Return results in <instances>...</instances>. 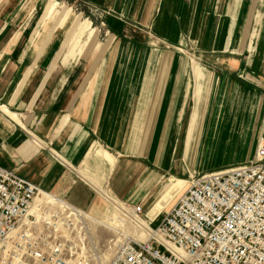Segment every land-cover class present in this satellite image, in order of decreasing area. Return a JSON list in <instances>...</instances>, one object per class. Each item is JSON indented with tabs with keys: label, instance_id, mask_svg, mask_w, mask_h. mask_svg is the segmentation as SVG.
<instances>
[{
	"label": "crops",
	"instance_id": "crops-1",
	"mask_svg": "<svg viewBox=\"0 0 264 264\" xmlns=\"http://www.w3.org/2000/svg\"><path fill=\"white\" fill-rule=\"evenodd\" d=\"M50 1L36 15L41 0H0V166L81 210L95 204L100 185L128 204L144 210L152 205L147 216L153 218L184 185L170 178L161 191L164 174L184 170L183 164L194 172L198 155H236L220 152L221 137L226 147L232 138L224 131L215 135L214 120L208 130L204 126L212 70L198 61L182 66L179 55L171 66L174 55L167 53L156 75L153 68L138 73L130 61L145 53L102 52L106 44L100 49L94 27L79 14L60 41L45 24L53 20L63 28L72 9ZM258 1L250 0L248 11ZM240 5L241 0L211 1L209 11H225L227 17L220 49L230 46ZM261 44L260 51L227 55L220 62L222 73L233 83H249L247 76L264 90V31ZM89 45L95 48L92 55L85 52ZM59 49L64 64L82 54L87 59L101 54L94 78L86 81V72L78 75L76 66L58 62ZM262 124L263 141L264 114Z\"/></svg>",
	"mask_w": 264,
	"mask_h": 264
},
{
	"label": "rangeland",
	"instance_id": "rangeland-1",
	"mask_svg": "<svg viewBox=\"0 0 264 264\" xmlns=\"http://www.w3.org/2000/svg\"><path fill=\"white\" fill-rule=\"evenodd\" d=\"M45 1L41 0L36 15L41 13ZM211 1L213 0H57L59 4L70 6L72 14L63 28L55 27L53 20L45 24L46 30L57 33L62 41L71 20L79 14L81 18L91 22L100 49L106 44L102 52L111 48L110 51L145 53L141 59L130 61L129 66L139 70L138 73L143 68H153L156 75L158 69H161L162 58L167 53L174 55L171 66L179 63V55L185 59L182 66H190L198 61L213 71L215 81L206 106L209 120L204 126L208 130L210 120H214L213 127L217 129L215 135L223 136L224 133L221 132L224 131L232 138L226 147L224 136L223 139L221 137L218 143L220 152L230 151L236 155H198L194 172H190L183 164L184 170L164 174L159 183L161 191L170 178L183 180V191L191 175L212 169L223 170L253 160L262 139H259L262 136L259 131L263 127L264 104H258L259 100H256L260 98L264 102V90L247 76L244 79L249 83H233L230 80L232 77L220 70V62L227 55L262 50L264 0H260L257 6L255 3L249 11L250 0H241V10L237 12L230 30V46L224 50L220 49L217 41L227 37L226 12L209 11ZM242 26L245 27L244 34L247 36L244 43L239 42ZM119 40L122 45H118ZM93 50L95 48L89 45L85 52L92 55ZM60 55L59 49L58 62H61ZM101 56L87 59L82 54L61 64L66 67L76 66L78 75L86 72V81H91L100 65ZM190 60L193 61L190 63ZM58 65L60 66L59 63ZM179 162L180 160L177 161ZM96 190L99 192L97 200L86 211L51 193V196L39 204L33 217L30 220L24 217L11 233L3 247L5 259L0 264H37L35 251H41L47 256L49 263L45 264H51L50 256L54 262L65 261L68 264H109L125 243L146 240L149 227L158 224L163 211L182 192L153 218H149L147 213L152 205L144 210L140 204L131 205L116 198L105 186L97 185ZM137 206L140 208L137 215L148 222V229L141 226L130 212H135ZM140 235L145 237L140 238Z\"/></svg>",
	"mask_w": 264,
	"mask_h": 264
},
{
	"label": "built area",
	"instance_id": "built-area-1",
	"mask_svg": "<svg viewBox=\"0 0 264 264\" xmlns=\"http://www.w3.org/2000/svg\"><path fill=\"white\" fill-rule=\"evenodd\" d=\"M42 192L0 166V262L11 232L25 216L33 217L28 209ZM135 212L140 213L138 206ZM148 234L125 243L109 264H264V142L253 160L191 175ZM34 256L37 264L49 263L41 251Z\"/></svg>",
	"mask_w": 264,
	"mask_h": 264
},
{
	"label": "bare ground",
	"instance_id": "bare-ground-1",
	"mask_svg": "<svg viewBox=\"0 0 264 264\" xmlns=\"http://www.w3.org/2000/svg\"><path fill=\"white\" fill-rule=\"evenodd\" d=\"M52 1V0H51ZM50 1V2H51ZM48 5V4H47ZM48 7V6H47ZM46 9V8H45ZM48 9V8H47ZM50 10H51V8H50ZM46 13H47V11H46ZM193 60H190V63L192 62ZM48 196H51L49 193L47 194L45 191L44 192H42V193H40V194H38L35 198H34V200L32 201V203H31V205H30V207H29V209H28V212H27V214L28 215H33L34 213H35V211H37V207L39 206V204L40 203H42L44 200H45V198L46 197H48ZM133 215H135L134 216V219L141 225V226H143V227H145V229H148L147 228V226H148V223H146L143 219H141V218H139V216L134 212V211H130ZM26 217V216H25ZM24 219V218H23ZM21 221V220H20ZM16 229V228H15ZM15 229L11 232V233H13L14 231H15ZM140 238H143V237H145V235H140L139 236Z\"/></svg>",
	"mask_w": 264,
	"mask_h": 264
}]
</instances>
